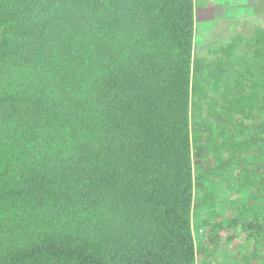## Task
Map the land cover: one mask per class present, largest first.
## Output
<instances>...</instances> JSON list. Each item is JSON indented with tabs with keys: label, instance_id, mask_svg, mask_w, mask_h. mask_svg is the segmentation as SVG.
<instances>
[{
	"label": "trees",
	"instance_id": "obj_1",
	"mask_svg": "<svg viewBox=\"0 0 264 264\" xmlns=\"http://www.w3.org/2000/svg\"><path fill=\"white\" fill-rule=\"evenodd\" d=\"M207 2L0 0V264H264V212L248 255L237 216L194 226L224 131L264 183V2L203 51Z\"/></svg>",
	"mask_w": 264,
	"mask_h": 264
},
{
	"label": "rangeland",
	"instance_id": "obj_2",
	"mask_svg": "<svg viewBox=\"0 0 264 264\" xmlns=\"http://www.w3.org/2000/svg\"><path fill=\"white\" fill-rule=\"evenodd\" d=\"M262 2H264V0H208V6L203 7V4H200L196 20L197 46L199 48L201 47L203 51H207L210 46L215 45L217 41L221 43L227 42L230 36L235 35L241 29H246L245 26H250L247 25L248 23L246 22L255 24L257 22V16L253 15L252 10L253 8L259 7ZM247 7H251L252 9H248ZM232 77L234 78V76ZM225 121H228V119ZM232 121L234 120L232 119ZM243 129L245 130V135H242L245 137L244 140H237L238 135L237 133L232 134L235 132L233 129L224 131L223 140L228 143V145L231 144L230 149L228 145L225 146V144L221 147L220 139H216L214 144L217 151L212 150V146L206 151L211 157L205 158L206 162L203 163L205 165L203 167L210 168V165L207 166V164L210 163L213 167L208 170L205 169L199 176L201 185L198 187V198H200V200L197 201V206L195 208L194 226L197 230L196 233L198 237H200L203 236V233L201 234L203 220L206 219L210 222L215 221L219 228L223 227L221 232H224L223 235H225L226 233L232 232L229 227L230 224L227 222L231 218L237 216L241 223L238 225V235H235L234 238L233 252L236 253L235 251L237 249H241L249 254L251 251H247L249 242L245 236L247 235V231L243 228V222L256 218L257 212L262 215L264 207L258 210L254 209V204L249 201L248 196H252L257 200L253 194L257 195V193H260L264 195V183H260L259 187L254 185L256 191L253 189L254 193L252 194L250 192L251 194H249V180L255 179V174L251 173L252 176H250V171L255 163L253 161H247L249 155H247L246 159V154H241V152L239 153V158L232 159L236 142H241L242 145L243 143L246 145L251 144L247 136L249 130H252V128L246 127ZM260 130L263 133V129ZM262 143H264V141ZM219 149L220 151H218ZM222 150H226L227 154H223ZM236 170H240V175L234 176ZM252 170L254 171L255 169ZM246 173L249 174L247 178L245 177ZM263 176L264 172L262 171V177ZM262 221L264 222V220ZM225 243L224 241L223 245ZM221 248L222 243L219 250H221ZM224 248L230 251L232 247L231 245H225ZM252 249H254V244ZM227 253L225 255H227ZM217 254L218 252L216 251L213 256L215 257ZM224 258H226V256H224ZM220 261L221 260L215 263L219 264ZM235 263L236 262H234V264ZM231 264H233V260Z\"/></svg>",
	"mask_w": 264,
	"mask_h": 264
},
{
	"label": "crops",
	"instance_id": "obj_3",
	"mask_svg": "<svg viewBox=\"0 0 264 264\" xmlns=\"http://www.w3.org/2000/svg\"><path fill=\"white\" fill-rule=\"evenodd\" d=\"M246 122H248V121L246 120ZM254 122H255V127H256V128H258V127H259V124L262 123L261 120H256V121H254ZM250 133H251V132H250ZM242 135H245V132H242V133H241V136H242ZM242 137H244V136H242ZM248 199H249V201H251L250 198H248ZM251 202H253V201H251ZM253 203H254V202H253ZM254 216H255V215H254ZM255 217H256V216H255ZM254 219H256V218H253L252 220H254ZM248 221H251V220H248ZM238 254H239V255H245V254H243L242 252H239ZM247 255H248V254H247ZM250 261L253 262V260H250Z\"/></svg>",
	"mask_w": 264,
	"mask_h": 264
}]
</instances>
